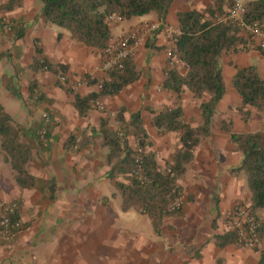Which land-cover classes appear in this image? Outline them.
I'll use <instances>...</instances> for the list:
<instances>
[{
    "label": "crops",
    "instance_id": "0c3cea01",
    "mask_svg": "<svg viewBox=\"0 0 264 264\" xmlns=\"http://www.w3.org/2000/svg\"><path fill=\"white\" fill-rule=\"evenodd\" d=\"M6 1L0 0V4ZM204 1V7L214 2ZM197 3L198 0H174L163 22L148 14L111 24V40L146 23H159L161 27L148 32L132 57L139 80L118 95L103 98V111L91 109L83 116L74 107L75 96L84 97L95 88L82 87L73 92L58 78H105L98 70L100 56L71 40L64 29L40 19L38 0H23L14 11L0 12V22H18V27L24 29L19 39L0 30V105L5 112L3 93L7 100L17 99L18 94L21 104L28 108L24 119L14 121L8 115L21 128L22 141L32 147L27 170L36 179L33 188L23 189L15 182L13 170L7 167L9 163L0 165V214L5 204L15 202L16 218L21 223L9 243L0 241V264H257V252L237 242L219 246L216 240L226 233L225 218L233 207L250 204L246 180L231 173L239 165L241 155L220 123L231 120L237 133L264 132V112L246 107L250 116L243 121L236 110L241 98L231 84L235 68L251 65L264 81V57L257 51L221 56L225 94L216 108L210 136L195 148L191 163L177 181L187 196L182 211L164 220L158 237H154L159 241L147 243L139 232L118 227L115 221L120 217L110 209L108 190L114 187L119 193L115 182L123 180L108 177V153L97 132L102 118L117 127L116 115L121 109L126 120L130 113L140 111L150 143L148 150L154 153L160 167L179 150V135H158L152 126L154 113L180 106L187 124L195 127L201 122V100L194 99L186 89L180 97L162 89L167 68L175 66L181 76L187 71L177 60L169 65L166 52L170 43L162 26L177 29L176 13L198 10ZM36 49L49 64V72L30 68ZM32 81L36 82L39 99L29 97ZM37 109L50 117L43 142L38 137L42 120L32 115ZM128 139L135 147L134 138ZM254 214L264 218V210Z\"/></svg>",
    "mask_w": 264,
    "mask_h": 264
},
{
    "label": "trees",
    "instance_id": "16d2710c",
    "mask_svg": "<svg viewBox=\"0 0 264 264\" xmlns=\"http://www.w3.org/2000/svg\"><path fill=\"white\" fill-rule=\"evenodd\" d=\"M41 4L39 18L46 24L66 30L74 42L92 50L100 56L112 39L108 17L115 15L120 21L156 15L160 22L167 16L174 0H38ZM23 0H7L0 4V12L9 13L21 7ZM235 0H214L202 9H190L176 13L179 34L174 38L173 55L177 62L187 69L181 76L176 67L165 71L162 89L180 97L183 90H188L194 99L201 100L200 124L192 127L184 121L180 106L173 109H162L154 113L152 126L158 135L174 132L179 135L180 148L164 168L157 164L155 155L149 151L150 143L142 125L140 111L129 114L128 120L123 116L124 109L116 115L117 127L108 126V119L102 118L98 134L101 145L107 150V163L110 166L108 177L116 181L115 186L122 197V209H136L147 215L158 235L166 218L177 216L182 208L169 211V194L182 192L177 184L184 175L185 167L191 163L195 148L210 136L211 123L216 108L225 94L220 58L223 54L246 52L245 40L239 35L235 21L228 19V12ZM244 18L248 21L264 20V0L249 1L246 4ZM18 22H0L14 39L22 38L24 29ZM264 57V53L258 52ZM36 49V57L30 68L37 69L49 64ZM231 84L241 98V105L236 108L243 121L250 116L246 107L257 113L264 112V81L257 68L251 65L246 68H235ZM83 78L89 79L86 75ZM140 78L132 58L126 61L121 69L109 71L96 89L97 79L89 82L94 91L84 97L75 96L74 107L80 116L94 108V103L103 98L114 97L127 86ZM59 82V81H58ZM64 86V85H63ZM36 82L28 86L29 97L38 98ZM221 130L240 153L241 161L231 169L235 176L246 180L250 194L248 207L251 212L264 210V132L237 133L231 120L220 123ZM22 130L15 125L10 116L0 105V153L9 163L15 182L23 189H31L36 184L27 166L32 160V147L21 139ZM133 137L138 148L142 150L141 160L136 161V149L128 137ZM170 170V172H166ZM175 196L172 195V198ZM217 245L235 243L233 233L226 232L216 237ZM257 264H264V249L258 252ZM198 257V255H196Z\"/></svg>",
    "mask_w": 264,
    "mask_h": 264
},
{
    "label": "built area",
    "instance_id": "2783aa9c",
    "mask_svg": "<svg viewBox=\"0 0 264 264\" xmlns=\"http://www.w3.org/2000/svg\"><path fill=\"white\" fill-rule=\"evenodd\" d=\"M246 4V0H235L233 7L228 12V19L236 22L239 28V35L245 40L244 48L264 53V20H246L244 18ZM107 20L110 25L120 22L119 17L115 15L108 17ZM160 27L159 23H146L140 28L121 33L101 51L98 70L106 75L113 69H121L124 63L133 57L136 48L148 32L155 31ZM4 29L6 32L9 31L7 26H4ZM162 30L170 43L166 56L169 65L172 66L176 61L173 55L174 38L179 34V31L170 25H163ZM42 70L49 72V67L43 65ZM103 79H97V90H100ZM91 80V77L89 79L73 78L66 75H61L58 78L61 85L70 88L73 92L79 91L82 87H88ZM94 108L98 111L104 110L103 105L99 101L94 103ZM49 119V114L42 115V124L38 132V137L42 142L46 140L48 134ZM135 149L136 161L139 162L142 150L137 145ZM166 172H170V170H166ZM174 194L175 196L172 198ZM168 197L170 199L167 207L169 211L177 210L184 206L186 199L183 191L178 193L172 191ZM16 211L17 204L15 202H9L3 206L0 214V241L2 243H9L21 229V223L16 218ZM225 221V231L233 233L235 241L240 246L257 253L264 249V218L256 216L245 205L237 204L226 216Z\"/></svg>",
    "mask_w": 264,
    "mask_h": 264
},
{
    "label": "rangeland",
    "instance_id": "374dc122",
    "mask_svg": "<svg viewBox=\"0 0 264 264\" xmlns=\"http://www.w3.org/2000/svg\"><path fill=\"white\" fill-rule=\"evenodd\" d=\"M246 1L249 2V0H246ZM205 3H206V1H204V0H198L197 7L199 9H201L202 7H204ZM18 96L19 95L16 94L17 99H14V100L5 99L4 93L1 96V99H2L1 103H2L3 107L6 108L5 112L7 114H9L10 116H12L14 121L20 120L21 117L23 118V116L28 114V108L25 107L23 104H21L20 97L18 98ZM31 101H32V103L36 102L34 100H31ZM8 106H11V109ZM43 114H48V113L44 112L43 110H39V109L32 111V115L35 117V119L38 118V119L42 120ZM110 122L108 123V125H110V128H112V129L114 127L116 128V124L110 123ZM4 163L5 162L3 159V155L0 153V165H4ZM7 167L12 171V168L10 165ZM186 167H185V169H186ZM162 168H164V167H162ZM115 191H116L115 188L112 187L108 190V193H107L108 196L110 195L109 201L111 202L110 209L112 210V213L114 215H118V217H120L118 220L115 221V224L118 227L128 228L129 230H132L133 232H139L145 238L147 243L149 240H150V242L159 241L160 238L157 240L154 239V237L155 236L158 237V235L155 233V231L153 229V225L151 223L150 218L147 215L140 214L134 208H131L127 211H124L122 209V197H121V195H119V193H117ZM111 192H115V195L111 196ZM184 195H185V199H187V196L185 193H184ZM151 237H152V239H151ZM104 256L105 255H103V257Z\"/></svg>",
    "mask_w": 264,
    "mask_h": 264
}]
</instances>
